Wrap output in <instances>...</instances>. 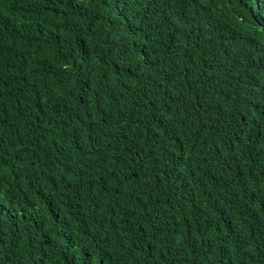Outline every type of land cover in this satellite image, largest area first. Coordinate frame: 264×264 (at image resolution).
<instances>
[{"label":"trees","instance_id":"16d2710c","mask_svg":"<svg viewBox=\"0 0 264 264\" xmlns=\"http://www.w3.org/2000/svg\"><path fill=\"white\" fill-rule=\"evenodd\" d=\"M0 264H264V0H0Z\"/></svg>","mask_w":264,"mask_h":264}]
</instances>
